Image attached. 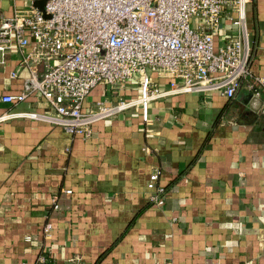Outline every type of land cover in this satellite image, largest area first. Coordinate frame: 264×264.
Masks as SVG:
<instances>
[{
  "label": "crops",
  "instance_id": "obj_1",
  "mask_svg": "<svg viewBox=\"0 0 264 264\" xmlns=\"http://www.w3.org/2000/svg\"><path fill=\"white\" fill-rule=\"evenodd\" d=\"M38 2L0 0V19ZM226 15L216 47L237 36ZM247 33L250 70L264 79V0L251 1ZM31 46L14 45L0 65V118L47 110L36 94L1 102L27 89L21 60ZM149 77L168 89L169 79ZM138 97L134 79L117 90L99 84L83 107ZM146 115L128 109L85 137L0 120V264H35L40 255L45 264H264V93L168 95L149 102ZM155 170L166 192L161 208L148 201Z\"/></svg>",
  "mask_w": 264,
  "mask_h": 264
},
{
  "label": "built area",
  "instance_id": "obj_2",
  "mask_svg": "<svg viewBox=\"0 0 264 264\" xmlns=\"http://www.w3.org/2000/svg\"><path fill=\"white\" fill-rule=\"evenodd\" d=\"M44 1V14L31 7L0 19V65L14 45L24 49L33 42L21 60L29 72L27 89L1 102L22 103L36 94L47 110L7 113L0 120L46 122L85 137L92 124L137 106L146 122L147 104L168 95L216 92L232 99L242 89L254 97L264 93V79L250 70L247 10L252 0ZM225 13L237 36L216 47L214 34ZM149 73L169 79L168 89L152 86ZM130 79L138 84L137 99L83 107L97 85L117 90ZM158 177V170L149 176L148 201L161 208L166 192ZM51 230L50 224L44 227L45 237ZM46 261L40 255L35 264Z\"/></svg>",
  "mask_w": 264,
  "mask_h": 264
},
{
  "label": "water",
  "instance_id": "obj_3",
  "mask_svg": "<svg viewBox=\"0 0 264 264\" xmlns=\"http://www.w3.org/2000/svg\"><path fill=\"white\" fill-rule=\"evenodd\" d=\"M44 0H39V7H38V10L42 13V14H44V11H43V6H44Z\"/></svg>",
  "mask_w": 264,
  "mask_h": 264
}]
</instances>
